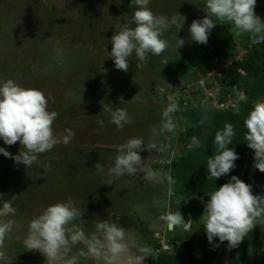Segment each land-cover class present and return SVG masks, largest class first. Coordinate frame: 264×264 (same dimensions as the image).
<instances>
[{"label": "rangeland", "instance_id": "obj_1", "mask_svg": "<svg viewBox=\"0 0 264 264\" xmlns=\"http://www.w3.org/2000/svg\"><path fill=\"white\" fill-rule=\"evenodd\" d=\"M201 2L150 0L153 14L170 18L176 12L184 18L176 32L184 44L175 51V27H170L163 33L170 47L160 56L149 54L142 63L130 56L127 70L120 71L108 56V40L117 23L130 19V0H0V79H13L22 87L50 96L48 110L57 113L52 124L54 134L60 138L64 129L74 133L67 144L58 143L39 154V162L31 166L0 156V196L17 210V216L11 217L15 226L0 249L9 257L5 264H45L39 252L26 251L22 246L27 222L43 207L68 198L81 212L82 221L74 223L85 232L91 231L98 219L130 228L145 250L142 264H153V242L164 240L167 226L160 221L154 227L156 218L177 210L163 166L170 156L186 149V142L176 138L185 121L173 114L175 128L168 144L162 143L163 137L152 136L151 130L160 125V111L169 97L176 102L185 95L186 87L195 89L192 84L198 77L195 80L188 73L180 74L176 64L195 51L197 44L190 40L187 29L193 19L205 15ZM213 22L228 24L238 44L247 42L248 33H238L228 22ZM157 87L163 91L157 92ZM193 93L188 99L194 106L200 98ZM109 107L123 108L131 123L117 129L109 122ZM97 120L104 122L102 127ZM130 137L143 139L145 149L139 155L142 160H154L152 167L165 173L161 183L145 182L137 173L134 178L123 176L106 185V175L95 169L98 163L109 165L116 154L115 146ZM150 143L157 147L149 149ZM0 147L14 155L21 146L18 142L8 146L0 142ZM153 201H158V207L152 206ZM202 223L199 218L195 229H203ZM183 229L191 231L190 226ZM167 230L171 229L167 226ZM181 233L174 230L173 236ZM79 264L91 261L80 258Z\"/></svg>", "mask_w": 264, "mask_h": 264}, {"label": "clouds", "instance_id": "obj_2", "mask_svg": "<svg viewBox=\"0 0 264 264\" xmlns=\"http://www.w3.org/2000/svg\"><path fill=\"white\" fill-rule=\"evenodd\" d=\"M255 2L202 0L200 5L205 15L193 19L188 25L190 40L198 45L206 44L215 26L213 21L219 20L230 23L238 33H248L251 43H264V22L254 14ZM149 3L150 0H130L133 5L130 19L114 27L108 40L111 47L107 53L117 70L126 71L129 57L133 55L141 63L145 62L149 54L160 56L170 47L169 42L163 38V33L170 27H175V51L184 44L182 38H176L184 18L176 12L170 18L155 15ZM55 51L59 54L61 50L57 48ZM238 73L241 74V70ZM156 91L163 90L157 87ZM195 92L188 91L183 97L187 98L188 94ZM198 95L201 99V94ZM51 99L38 89L20 86L13 79H0V142L5 146L18 142L21 146L14 155L0 147V156L11 159L14 164L31 166L39 162V154L51 150L58 143L67 144L71 140L74 133L69 129H64L60 138L53 132L52 124L57 113L48 110ZM246 99V96L240 95L241 101ZM168 101L160 111V125L151 130L152 136L163 137L165 140L170 138L165 134H171L175 128L173 114L177 111V104L172 97ZM106 110L110 113L109 122L117 129L131 123L123 108L109 107ZM96 123L102 127L104 122L97 120ZM243 128V141L252 152L251 167L264 173V97L252 104L243 119ZM234 134L230 123H225L214 132L212 143L215 150L211 156L206 157L207 177L211 181L227 175L235 168V161L239 157L232 148L227 147L232 144ZM192 144L200 146L196 137H192ZM142 145L141 137H130L115 146L116 154L109 165H95V169L108 178L106 185L123 176L134 178L137 173L141 174V180L151 184L163 181L165 173L152 167L154 160L141 159L139 153L145 149ZM156 147L155 144L148 145L149 149ZM167 179L169 184L174 183L171 176ZM207 197L200 218L203 221L205 240L210 245L215 240L219 244L226 243L228 249L235 248L254 224H264V195L253 194L251 185L241 182L236 176L229 177L228 182L214 188ZM152 206L158 207V201H153ZM16 216L17 210L10 200L0 196V249L15 226L16 221L11 217ZM80 217L81 212L71 198L49 204L27 222L22 246L26 251L39 252L45 264H79L80 258L90 260L91 264H142L146 257L145 250L138 243V237L132 229L115 221L109 223L106 219H98L92 230L85 232L83 227L74 223L81 220ZM160 221L170 229L180 225L187 228L192 222H185L178 210L158 216L153 226L158 227ZM168 244L171 248L166 253L172 249V245ZM74 248L77 249L75 253L72 251ZM8 259L0 250V264H5Z\"/></svg>", "mask_w": 264, "mask_h": 264}, {"label": "trees", "instance_id": "obj_3", "mask_svg": "<svg viewBox=\"0 0 264 264\" xmlns=\"http://www.w3.org/2000/svg\"><path fill=\"white\" fill-rule=\"evenodd\" d=\"M253 11L264 22V0H256ZM239 51L243 52L240 57ZM228 62L230 65L219 68L218 73L212 75L210 82L206 83V87L217 89V104L229 103V106L221 109L212 107V98L205 101L200 99L193 106L190 100L192 93L178 102L175 115L185 124L180 126L182 131L176 138L186 142V149L169 159L163 169L167 170L168 176L174 181L169 184L171 202L173 199L176 201L175 205L184 221L187 218L192 221L189 225L191 231L184 230L183 225L174 226L168 231L166 226L163 238L172 245V249L166 253L159 249L154 240L153 264H264V224H254L241 242L231 249H228L226 243L219 244L215 240L213 244H208L203 229H195L202 214L203 203L207 201V194L228 182L231 176L250 184L253 194L264 195V173L251 167L252 152L243 141V119L252 104L264 97V43L253 44L249 36L245 44H238L233 39L229 25L218 24L211 29L207 43L197 44L195 51L185 61L177 63L176 68L180 74L188 73V77L196 80L197 77H205L213 67ZM238 70L242 73H238ZM198 94L201 92L196 90L194 97L197 99L200 98ZM241 94L247 99L241 101ZM225 123H230L235 133L232 144L227 147L232 148L239 159L227 175L211 181L207 177L206 157L211 156L215 150L212 143L214 132ZM192 137L200 142L199 147L192 144ZM174 230H181V236H173Z\"/></svg>", "mask_w": 264, "mask_h": 264}, {"label": "built area", "instance_id": "obj_4", "mask_svg": "<svg viewBox=\"0 0 264 264\" xmlns=\"http://www.w3.org/2000/svg\"><path fill=\"white\" fill-rule=\"evenodd\" d=\"M243 53V52H242ZM240 57V55H238ZM230 65V62L228 63H223L221 64V66H215L213 67L210 72L208 74L205 75V77L199 78L195 83L192 84V86L195 87L194 90H199L201 92V100L205 101L207 98H212V107L216 106L217 108H226L227 106H229V103L225 104H217L216 103V93H217V89L213 88L212 90L207 89L206 87V83L210 82V78L212 77V75H215L218 73V69L219 68H227ZM184 93L188 92V91H192V89H190L189 87H186L184 89ZM159 249L164 251V252H168L170 250V246L169 244L162 240V242H160L158 244Z\"/></svg>", "mask_w": 264, "mask_h": 264}, {"label": "crops", "instance_id": "obj_5", "mask_svg": "<svg viewBox=\"0 0 264 264\" xmlns=\"http://www.w3.org/2000/svg\"><path fill=\"white\" fill-rule=\"evenodd\" d=\"M178 132H179V131H178ZM172 135H173L172 133H171V134H168V136H170V137H172ZM173 137H174V136H173ZM169 140H170V138L168 139V142H169ZM171 141H172V140H171ZM171 141H170V144H169V145H170V148H172ZM167 144H168V143H167ZM179 151H180V150H179ZM178 153H179V152H178Z\"/></svg>", "mask_w": 264, "mask_h": 264}, {"label": "flooded vegetation", "instance_id": "obj_6", "mask_svg": "<svg viewBox=\"0 0 264 264\" xmlns=\"http://www.w3.org/2000/svg\"><path fill=\"white\" fill-rule=\"evenodd\" d=\"M165 136L169 137L167 133L165 134ZM163 140L165 141V143H168V140H165L164 138H163Z\"/></svg>", "mask_w": 264, "mask_h": 264}, {"label": "water", "instance_id": "obj_7", "mask_svg": "<svg viewBox=\"0 0 264 264\" xmlns=\"http://www.w3.org/2000/svg\"><path fill=\"white\" fill-rule=\"evenodd\" d=\"M168 229H170V228H168ZM172 229V228H171Z\"/></svg>", "mask_w": 264, "mask_h": 264}]
</instances>
